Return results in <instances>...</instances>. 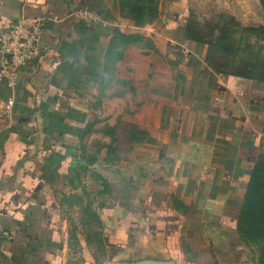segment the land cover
<instances>
[{"label":"crops","instance_id":"obj_1","mask_svg":"<svg viewBox=\"0 0 264 264\" xmlns=\"http://www.w3.org/2000/svg\"><path fill=\"white\" fill-rule=\"evenodd\" d=\"M121 2L0 0V34L19 16L48 20L15 90L0 83V264H67L65 214L83 192L103 244L95 263L80 241L83 264H252L237 222L264 143V83L210 68L186 37L189 0H160L145 28ZM81 8L101 23L82 25ZM116 32L144 33L159 54L138 91L147 138L97 153L91 102Z\"/></svg>","mask_w":264,"mask_h":264},{"label":"rangeland","instance_id":"obj_2","mask_svg":"<svg viewBox=\"0 0 264 264\" xmlns=\"http://www.w3.org/2000/svg\"><path fill=\"white\" fill-rule=\"evenodd\" d=\"M262 2L264 4V0ZM189 4L196 28L199 27L200 31L207 36H210L212 31L216 35L219 28H226L233 32L236 38H239L241 28L264 26V5L261 0H189ZM230 18L235 20L238 27ZM147 25L150 23L138 28H145ZM251 43H255V50L239 56L236 66L264 63V41L258 39ZM217 51L212 52L215 64L218 67L228 68L231 59L221 56ZM158 56L153 41L142 32L129 35L118 33L115 37L111 52L103 62L97 94L91 102L94 116L92 124L95 130L94 132L88 131L87 136L92 137L88 142L92 145V149L96 150L95 152L98 153L99 150L102 151L105 148L111 154L115 150L122 152L137 140L147 138V133L137 131L135 125V115L137 110L138 114L140 113L139 109L142 104L141 94L138 95V91L140 92L141 84L150 80L153 60H156ZM144 119L145 117H143V123ZM255 175L256 181L262 184L261 196H263L264 143ZM91 210V200L85 192L78 198L69 199L68 212L65 215L71 221L72 229L68 230L67 264H83L80 241L85 243L95 263L100 261L103 248L102 228L97 214ZM257 211L248 213L244 218L246 237L243 236L244 239L240 237V241L247 247L246 254L252 264H263L264 212L261 228L258 230L254 224Z\"/></svg>","mask_w":264,"mask_h":264},{"label":"trees","instance_id":"obj_3","mask_svg":"<svg viewBox=\"0 0 264 264\" xmlns=\"http://www.w3.org/2000/svg\"><path fill=\"white\" fill-rule=\"evenodd\" d=\"M159 1L160 0H122L120 6L122 7V9L126 10L128 15L131 16L133 25L141 27L146 23L151 24L155 21V19L157 18V7ZM261 3L263 4L262 0ZM190 17L191 19L188 23L186 37L206 47L205 60L214 72L222 75H231L248 79L251 81L264 83L263 62L250 66H236V60L239 56L243 55L244 53H247L250 50H255V43H251L252 41H257L258 39L264 41V26L241 28V36L239 38H236V35L230 30H226V28H219L217 29L218 33L216 35L214 31H212L210 36H207L200 31L199 27L196 28L197 26L195 21L193 20L192 12L190 13ZM230 19L238 27L235 20L233 18ZM116 36H118L117 32L112 36V38H110L109 47L104 56V60L108 57V54L111 52V48L113 47ZM259 49H261V47ZM213 50H218L221 56H226L231 59L228 68L218 67L215 64L216 62L212 57ZM255 54H257V52H255ZM257 164L258 162L254 166L250 180L248 181V185L245 192L244 204L238 217L237 232L239 238H242L243 236L246 237V223L244 218L248 215V213L258 210L255 215L256 219L254 224L258 230H260L262 224L264 212V194L263 196H261L262 184L256 181L255 173L257 169Z\"/></svg>","mask_w":264,"mask_h":264},{"label":"built area","instance_id":"obj_4","mask_svg":"<svg viewBox=\"0 0 264 264\" xmlns=\"http://www.w3.org/2000/svg\"><path fill=\"white\" fill-rule=\"evenodd\" d=\"M74 15L86 28L101 23L99 16L84 8L75 10ZM47 22L46 18L19 16L0 34V83L5 82L8 90H15L19 71L35 57ZM6 105L10 108L13 100L9 99Z\"/></svg>","mask_w":264,"mask_h":264},{"label":"water","instance_id":"obj_5","mask_svg":"<svg viewBox=\"0 0 264 264\" xmlns=\"http://www.w3.org/2000/svg\"><path fill=\"white\" fill-rule=\"evenodd\" d=\"M117 264H158L153 261H143V262H136V263H117Z\"/></svg>","mask_w":264,"mask_h":264}]
</instances>
